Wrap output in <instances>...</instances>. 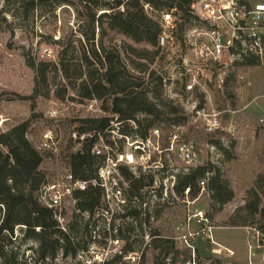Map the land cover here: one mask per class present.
Returning <instances> with one entry per match:
<instances>
[{
    "label": "built area",
    "instance_id": "built-area-1",
    "mask_svg": "<svg viewBox=\"0 0 264 264\" xmlns=\"http://www.w3.org/2000/svg\"><path fill=\"white\" fill-rule=\"evenodd\" d=\"M146 8L150 6L146 5ZM157 13V22L161 27L156 40L157 47L161 51H170L175 47V36L182 25V18L176 8ZM189 13L197 19L198 26L187 33L182 32L181 37L191 50L193 62L190 63L193 64L188 63L185 57L180 58L181 63L176 64L172 70L173 75L162 78L164 88L166 81L175 80L182 85L186 94L190 96L196 92L202 94L201 85L198 83L199 72L209 70L211 72L209 82L221 89L232 81V79L229 82L226 80L229 77V70L244 68L242 65L247 60H263L264 1L190 0ZM233 80L240 87L247 83L246 76L241 72L233 75ZM195 99L198 100L197 97ZM221 114L213 109L209 110L205 105L199 108L197 104L190 111L191 117L203 124L208 131L222 130ZM49 118H58L57 112L49 113ZM259 124L264 126V117L259 119ZM120 130V123L116 118L109 121V126L103 133L85 134L71 130L69 139L78 150L84 141L88 139L92 141L90 152L94 157L101 159L95 177L82 181L74 178L67 171L55 180L48 181L39 191V202L52 211L53 218L62 232L66 233L69 220H66L65 215L68 208L71 207L75 213H80L76 208L75 195L85 192L89 186L99 189V203L91 212L81 213L86 229L75 242L81 246L74 256L64 255L63 251L59 250L54 259L46 258L43 262H36L32 250L36 245L29 242L24 245V249L20 247L19 262L21 264H218L219 261L222 264L234 258L232 250L215 242L213 237L215 228L206 211L198 205L199 195L191 198L189 189H186L181 200H178L177 209L171 211L169 222L155 225L164 212L167 193L175 197L174 175H169L165 179V182H169V190L164 189L162 193L154 189V186L160 184V181L154 178L152 187L140 190L138 196L130 195L128 182L122 175V168L135 177L151 175L150 172L162 173L166 159L184 166L191 165L196 158V152L192 142L182 139L183 127L173 128L165 137H162L161 130L155 128L145 139L126 136ZM225 130L229 135H234L236 127L233 123H229ZM57 140V136L51 131L45 132L40 149L51 155L56 154ZM118 144L122 147L120 148ZM197 187L198 194H203L206 187L205 179L199 180ZM149 205H153L152 212L149 211ZM134 211L138 213L137 217L129 214ZM136 227L140 232H134L137 231L134 230ZM128 228L132 229L130 234L125 233ZM162 228L165 230L162 231ZM17 230L16 227L11 238L15 246L22 236ZM159 242L166 243L169 248L153 249L152 245ZM203 243L212 246L211 256H203L200 253L199 247Z\"/></svg>",
    "mask_w": 264,
    "mask_h": 264
},
{
    "label": "rangeland",
    "instance_id": "rangeland-1",
    "mask_svg": "<svg viewBox=\"0 0 264 264\" xmlns=\"http://www.w3.org/2000/svg\"><path fill=\"white\" fill-rule=\"evenodd\" d=\"M8 7L14 9L11 4ZM3 8L4 4L0 0V10ZM77 9L80 11V6L76 2L74 5H69L52 0L51 3L36 6L34 10L16 12L15 17L0 15V129L6 131L21 122L31 121L26 137L43 154L44 161L41 169L48 181L55 180L56 177L67 172L64 155L68 148L71 152L78 151L74 143L70 144V131H78L83 119L103 116L99 109V102L80 101L70 89L67 90L64 99L52 98L54 91L63 90L65 85L71 83L78 69L81 68L84 71V54L87 58L90 57V44L82 37V33L89 34L90 28L82 23V17L77 15ZM144 9L157 21L158 11L146 8V5ZM103 12L109 13L99 10L95 18ZM4 16L7 19L6 27L1 21ZM197 26V23L191 21L184 26L183 33ZM94 27L93 42L96 47L101 40L113 49H121L123 45L134 49L144 47L130 43L115 32H108L102 39L98 25L95 24ZM174 44L175 47L170 51L158 53L153 64L149 66L148 73L154 71L156 75L165 79L173 75L172 70L176 64L181 63L180 58L185 57L188 63L193 62L191 50L178 34L175 36ZM130 57L134 59L133 56ZM123 59L129 62L127 54L123 55ZM30 61L46 63V84L36 86L35 70L30 68ZM258 64L257 67L229 70L228 75L232 77V81L221 89L209 82L211 76L209 70L199 72L198 83L201 85L202 95H205L204 105L209 110L213 109L222 113L220 115L222 130L208 131L203 124L191 117V108L198 104V100L195 99L199 95L197 92L192 96L183 95L182 85L175 80L166 81V87L162 89L164 100L172 101L189 116V123L183 127L181 137L186 142H192L196 158L189 166L166 159L162 173L150 172L155 180L160 181L154 189L162 193L164 189L169 190V182H165L169 175H174L176 181V176L181 172H187L205 163H211L219 169L228 179L234 193L232 201L221 210L217 206H211L207 191L209 175L203 178L206 181L205 192L198 194V188L195 197L199 195L198 205L211 216V223L215 228L213 232L215 242L234 252V258L222 264H264V220L249 222L245 227H231L228 224L232 216L240 215L238 210L254 202V196L248 193L254 188L253 182L256 177H264V126L259 124V119L264 117V58ZM61 65L69 69L67 79L59 70ZM128 68L130 72L138 75L130 66ZM238 72L246 76L247 83L243 87L233 82V75ZM35 87H37V94L34 93ZM47 93L49 96L46 98ZM53 112H57L58 118H49V113ZM229 123H233L236 127L234 135H229L225 130ZM163 126L160 124L157 129L161 130L165 136L169 131L164 135ZM47 131H51L58 138V150L54 155L40 149L42 136ZM192 134L195 139L190 137ZM210 139L219 140L221 145L228 149L233 144V151L229 150L232 158H226L221 151L212 146L209 143ZM118 146L122 147L121 144ZM181 197V195L175 194L174 197L167 193L164 212L155 225L169 222L171 211L177 209L178 200H181ZM150 198L154 201V198L151 196ZM263 206L264 200L261 198L260 208ZM149 211H153V205H149ZM73 213L74 210L71 207L68 208L65 215L67 221ZM241 214L243 215L242 211ZM134 230L135 233L140 232L138 227ZM131 231L127 230L125 233L130 234ZM21 246L24 249V245ZM211 248V245L203 243L199 250L203 256L209 257Z\"/></svg>",
    "mask_w": 264,
    "mask_h": 264
},
{
    "label": "trees",
    "instance_id": "trees-1",
    "mask_svg": "<svg viewBox=\"0 0 264 264\" xmlns=\"http://www.w3.org/2000/svg\"><path fill=\"white\" fill-rule=\"evenodd\" d=\"M55 1L69 5H74L76 2L80 6V11L79 9L76 11L77 15L82 17V23L90 28L89 34L82 33V37L90 44V57L87 58L85 54L83 56L84 71L81 68L78 69L71 83L65 85L63 90L54 91L52 95L55 100L64 99L67 90L70 89L80 101L99 102V109L103 116L83 119L82 126L78 130L80 133H103L113 118L120 123L122 134L140 139H145L150 131L157 129L160 124L164 125L162 130L165 135L173 128L184 127L189 123V116L181 107L174 105L170 100H164L162 78L154 71L148 73L149 66L153 64L161 51L156 42L161 27L146 13L144 6L149 5L156 11L176 8L182 18V25L177 32L181 37L186 24H190L191 21L197 23V19L189 13L190 0ZM1 2L4 8L0 10V15L15 17L16 12L31 11L36 6L51 3L52 0H1ZM9 4L14 9H10ZM99 10L109 13L103 12L95 18ZM5 16L1 21L6 27ZM95 24L98 25L102 39L108 32H115L130 43L144 47L134 49L123 45L121 49H113L103 40L96 47L93 42ZM124 54L129 57L128 63L123 59ZM258 62L247 60L242 66L257 67ZM29 66L35 70L36 86L46 84V63L30 61ZM128 66L138 75L130 72ZM59 70L67 79L68 67L61 65ZM231 79L229 76L226 80L229 82ZM34 93L37 94V87L34 88ZM182 94L187 95L184 89ZM48 96L49 93L45 97ZM197 98V106L201 108L205 103L204 96L199 94ZM30 123L31 121L27 120L6 131L0 129V264H21L19 249L21 245L29 242L36 245L34 249L32 248L36 262H43L46 258L54 259L59 250H62L64 255L74 256L81 246L75 242L86 229L81 213L91 212L99 203L100 191L96 187L89 186L85 192L77 193L76 208L80 213H73L67 224V232H62L53 218L52 211L42 206L38 199L41 187L48 180L41 169L44 161L43 154L26 137ZM162 137L165 136L162 134ZM190 137L195 139L193 134ZM69 141L71 144L72 141ZM209 143L221 151L226 158H232L229 150L233 151V144L228 149L223 147L219 140L210 139ZM91 144L92 141L88 139L81 144L80 150L71 152L68 148L64 155L67 171L76 179L88 181L95 177L96 168L101 163V159L91 154ZM122 175L128 182L131 196H138L140 190L151 188L154 182L153 175L135 177L125 168H122ZM206 175H209L207 191L211 206H217L221 210L232 201L234 193L228 179L211 163H205L178 174L174 191L182 196L183 192L189 189V196L194 198L198 192L197 182ZM253 185L254 188L248 194L254 196V202L238 210L240 215H234L229 219L228 224L231 227H245L249 222L264 220V206L260 208L261 198L264 200V177L257 176ZM129 214L134 217L138 215L136 211ZM208 217L211 220V216L208 215ZM21 226L24 228H20ZM16 227L22 235L17 240V246L11 241ZM36 229L39 230L36 231ZM131 230L128 228V231ZM163 230L165 229L162 228ZM59 240L62 242L60 243ZM152 246L153 249L167 250L169 248V245L162 242L154 243ZM217 263L221 264L219 261Z\"/></svg>",
    "mask_w": 264,
    "mask_h": 264
}]
</instances>
